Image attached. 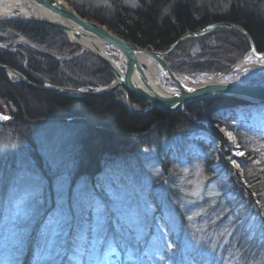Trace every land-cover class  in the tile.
Wrapping results in <instances>:
<instances>
[{"label":"rangeland","instance_id":"1","mask_svg":"<svg viewBox=\"0 0 264 264\" xmlns=\"http://www.w3.org/2000/svg\"><path fill=\"white\" fill-rule=\"evenodd\" d=\"M90 1L97 6L101 0ZM173 2L166 0L163 13ZM230 4L264 17V0H194L195 8L217 13ZM8 20L30 22L14 16L0 22ZM64 36L65 49L53 54L47 45L0 25V52L13 53L28 71L34 51L51 54L58 63L84 54L99 60ZM187 39L174 51L182 63L186 55L205 54L200 41ZM37 60L34 67H42ZM239 64L220 80L264 83V59L248 56ZM2 71L10 84L23 81ZM179 74L199 80L216 73ZM31 75L30 83L53 86L37 72ZM110 79L92 85L83 78V86L74 88L93 92L108 87L112 74ZM157 79L174 88L172 81ZM12 91L2 80L0 112L8 119L0 122V264H264L263 102L219 110L225 126L217 132L224 147L205 123L169 135L150 132L136 151L128 147L119 156H105L92 177L80 168V142L94 124L82 116L52 118L40 95ZM113 93L125 107L142 110L130 104L125 88ZM243 168L253 172L255 183Z\"/></svg>","mask_w":264,"mask_h":264},{"label":"trees","instance_id":"2","mask_svg":"<svg viewBox=\"0 0 264 264\" xmlns=\"http://www.w3.org/2000/svg\"><path fill=\"white\" fill-rule=\"evenodd\" d=\"M65 1L78 15L104 24L123 39L155 51L166 50L179 35L186 31L199 30L212 22L228 21L242 26L253 39L256 50L264 52V17L256 12L243 9L241 5L231 6L230 4L224 12L217 13L205 8L200 10L195 8L194 0H173V4L163 13L166 0H134L133 5L127 4L124 0H101L97 6L90 0ZM0 25L20 33L39 45H47V50L53 54L59 52L57 50L61 48L65 49L67 44L65 40L61 42V38L65 37L62 32L41 23L8 20L0 22ZM209 38H212L209 42L203 41ZM187 40L200 41L201 49L205 50V54L196 55L194 58L186 55L188 61L182 63L174 53L182 48L178 45L165 57L169 67L178 73L204 70L218 73L240 59L249 49L246 38L229 28H217L209 34ZM26 52L29 54V51ZM30 54V62L26 66L29 67V71L21 68L15 62L17 61L15 55L9 52H0V64L23 73L28 80L33 82L35 79L31 74L35 71L41 75V78L46 77L48 82L57 86L78 87L83 78H90L92 85H102L111 80V74L101 64L102 62L86 54L63 63H58L54 58L39 52L34 51ZM201 58H205V61L199 62ZM36 59L42 67H34ZM210 59L211 61H207ZM71 79L74 80L71 82ZM2 80L11 85L13 91L10 95L20 91L23 97L34 93L44 98L42 101L48 102L47 109L52 118L75 116L76 119L82 116L94 124L93 127H88L89 131L80 142L82 147L80 168L92 177L100 172L105 156H119L126 153L128 147H130L129 152L136 151L135 148L142 145L144 136L150 132L169 135L177 129L186 127L203 128L205 123L208 131H211V134H214L224 147V140L217 132L218 126H225V123L218 118L219 110H231L248 104L246 101L235 98H213L190 102L182 110L174 112L153 107L141 113V111L135 112L125 107V104L120 102L117 94L114 93L82 97L38 91L22 82L10 84L4 72L0 70V84ZM77 80L80 81L78 84ZM127 100L130 104L138 105L142 111L147 106L135 100L130 94ZM252 105L255 106V104ZM243 149L246 148L242 146ZM243 173L246 179L254 181L251 170L243 168ZM249 184L251 185V182ZM250 190L255 192L253 188Z\"/></svg>","mask_w":264,"mask_h":264},{"label":"water","instance_id":"3","mask_svg":"<svg viewBox=\"0 0 264 264\" xmlns=\"http://www.w3.org/2000/svg\"><path fill=\"white\" fill-rule=\"evenodd\" d=\"M23 1L27 2L30 7L33 8L36 12V17L25 18L20 16L18 9H13L12 11L3 9V12L6 11L5 14H12L16 19L44 23L58 28L67 35L70 42L80 46L81 52H90L96 56L113 75V82L108 85V87L93 92H86L82 89L69 87L34 85L30 83L24 75L22 76L19 71L17 72L10 66L0 64L1 71L15 72V74L22 77V82L30 87L58 94H71L82 97L103 95L123 87L131 96L141 102L147 103L149 108L157 107L167 112L182 110L186 104L190 102L213 98H235L251 104L264 102V83L240 84L220 80L224 75L236 70L240 65L239 63L244 61L248 56L264 59V52H258L256 50L253 39L239 24L228 21H218L209 23L198 31H186L179 35L166 50L161 52L125 40L106 25L91 18H84L78 15L65 0ZM49 15H52L53 18H45L49 17ZM3 18L4 17H0V19ZM217 28L235 30L246 38L249 49L239 61L233 63L228 68L218 72L209 79L193 80L184 74H178L170 69L165 61V57L170 54L180 42L187 38L202 36ZM95 41L102 46H104V44L108 45L110 50H92L84 45L86 42L92 43ZM44 54L54 57L45 52ZM137 56H144L148 60L154 61L157 74L172 81L175 87L172 89L163 88L156 80L157 87L153 89L149 84L150 78L148 79L143 74L138 64ZM7 119L8 116L0 112V122H4ZM66 119L69 118L67 117Z\"/></svg>","mask_w":264,"mask_h":264},{"label":"bare ground","instance_id":"4","mask_svg":"<svg viewBox=\"0 0 264 264\" xmlns=\"http://www.w3.org/2000/svg\"><path fill=\"white\" fill-rule=\"evenodd\" d=\"M3 9L4 10H9V11H12L13 9H18L19 10V15L20 16H23L25 18H34L36 17V12L33 10L32 7H30V5L27 3V2H24L23 0H0V17H8V16H13L12 14H5L6 11L3 12ZM38 16V15H37ZM60 17V16H59ZM83 17V16H82ZM45 18H53L52 15H49V17H45ZM84 18H87V17H84ZM60 19V18H59ZM198 31V30H196ZM212 32V31H211ZM209 32V33H211ZM209 33H206V34H209ZM204 34V35H206ZM203 36V35H202ZM198 37H201V36H198ZM198 37H194V38H198ZM190 39H193V38H190ZM85 47H88L89 49H92V50H98V51H104V49H102V45L100 43H98L97 41L95 42H86L85 44ZM109 48V47H108ZM137 61H138V64L143 72V74L149 79V84L151 85V87L154 89H156V80L158 81L157 79V71H156V68H155V65H154V61H150L148 60L146 57L144 56H137ZM104 65V64H103ZM242 65V63H241ZM105 66V65H104ZM162 77V76H161ZM163 78V77H162ZM166 79V78H165ZM168 80V79H167ZM170 81V80H169ZM159 82V81H158ZM141 83V82H140ZM148 84V86H149ZM159 84L163 87V88H166L161 82H159ZM76 89V88H74ZM115 91V90H114ZM110 93H113L110 92ZM110 93H107V94H110ZM129 94V93H127ZM71 95V94H70ZM103 95H106V94H103ZM73 96H76V95H73ZM100 96V95H98ZM133 97V96H132ZM134 98V97H133ZM135 100H137L136 98H134ZM139 101V100H138ZM141 102V101H140ZM144 103V102H143ZM147 106L145 107V109L142 111L141 110V113H143L144 111H149L151 108H149V105L147 103H145ZM128 108V107H127ZM135 112L137 110H134ZM164 111V110H163Z\"/></svg>","mask_w":264,"mask_h":264},{"label":"snow or ice","instance_id":"5","mask_svg":"<svg viewBox=\"0 0 264 264\" xmlns=\"http://www.w3.org/2000/svg\"><path fill=\"white\" fill-rule=\"evenodd\" d=\"M6 118V117H5ZM229 135L231 136V134L229 133Z\"/></svg>","mask_w":264,"mask_h":264},{"label":"flooded vegetation","instance_id":"6","mask_svg":"<svg viewBox=\"0 0 264 264\" xmlns=\"http://www.w3.org/2000/svg\"><path fill=\"white\" fill-rule=\"evenodd\" d=\"M171 69V68H170ZM172 70V69H171Z\"/></svg>","mask_w":264,"mask_h":264}]
</instances>
